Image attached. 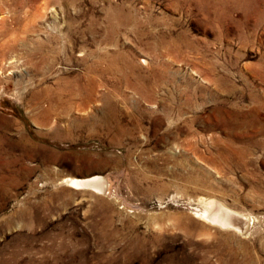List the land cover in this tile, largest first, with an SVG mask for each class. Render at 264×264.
<instances>
[{"label": "rangeland", "instance_id": "374dc122", "mask_svg": "<svg viewBox=\"0 0 264 264\" xmlns=\"http://www.w3.org/2000/svg\"><path fill=\"white\" fill-rule=\"evenodd\" d=\"M0 264H264V0H0Z\"/></svg>", "mask_w": 264, "mask_h": 264}, {"label": "bare ground", "instance_id": "6f19581e", "mask_svg": "<svg viewBox=\"0 0 264 264\" xmlns=\"http://www.w3.org/2000/svg\"><path fill=\"white\" fill-rule=\"evenodd\" d=\"M61 91L63 93H67L64 86L62 87ZM46 113L48 114V111H46ZM45 115L46 114H43L42 116L46 118ZM62 183H64L70 188H75L79 190L88 189L93 191H101L105 184L104 179L99 176H93L84 179L66 178L62 181ZM95 193L97 192L95 191ZM209 205L210 208H204L198 214L199 218L204 222L208 223L209 225L219 227L220 229L234 230V232H240V230L245 226L246 219L244 220L243 216H241L240 214L226 208L224 205L216 201H211ZM242 230L244 231V229Z\"/></svg>", "mask_w": 264, "mask_h": 264}]
</instances>
